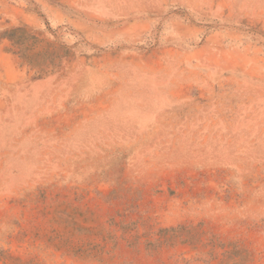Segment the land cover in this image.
Instances as JSON below:
<instances>
[{"label": "rangeland", "instance_id": "rangeland-1", "mask_svg": "<svg viewBox=\"0 0 264 264\" xmlns=\"http://www.w3.org/2000/svg\"><path fill=\"white\" fill-rule=\"evenodd\" d=\"M0 264H264V0H0Z\"/></svg>", "mask_w": 264, "mask_h": 264}]
</instances>
